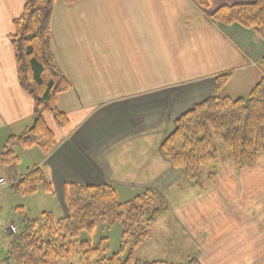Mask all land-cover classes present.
<instances>
[{
	"label": "crops",
	"instance_id": "obj_1",
	"mask_svg": "<svg viewBox=\"0 0 264 264\" xmlns=\"http://www.w3.org/2000/svg\"><path fill=\"white\" fill-rule=\"evenodd\" d=\"M251 2L211 0L207 11L199 10L193 0H79L70 5L62 0L55 2L51 18L52 54L56 67L72 85L69 92L58 97L57 108L67 116L68 126L59 129L50 116H45L56 148L46 156L39 149L33 151L36 156L33 167L42 171L60 204L67 183L111 185L116 192L126 190L130 195L153 188L170 205L177 206L176 209L171 206L170 213H178V206L183 205L186 214L182 217L179 214L183 233L175 225L185 235V243H199L187 221L210 229L224 224L223 235L252 236L256 248L253 246L251 251L259 253L255 259L261 258L264 154L258 156L253 170L235 172L230 153L219 144L217 165L208 169L200 187H193L184 173L174 170L159 153L161 143L175 128L172 123L212 94L217 76L231 73L226 90L220 93L231 99L246 97L248 87L258 82L256 77L261 73L251 65L264 59V44L257 34L237 25H214L207 19L218 7ZM24 4L25 0H0V150L9 137L20 135L34 121L33 100L17 81L10 39L12 22L20 16ZM198 39L205 47H214L200 62ZM102 60L114 61L116 70L120 65L127 68L128 63L130 67L141 66L139 81L131 79L144 86L135 89L136 93L160 94V101L166 99V92L171 93L168 95L171 106L166 114L152 111L150 106L155 108L156 104L144 100L148 95L127 94L97 100L96 91H123L97 81L95 69L101 67ZM183 76L191 78L158 84L159 77L166 80ZM229 90L240 92L234 94ZM160 121L162 125L151 133V126ZM165 123L172 125L167 134ZM207 200L221 206L202 209ZM224 204L226 208L234 204L242 207L231 217L224 214ZM62 208L66 215V209ZM190 235L192 242L186 239ZM200 244L207 247L212 240Z\"/></svg>",
	"mask_w": 264,
	"mask_h": 264
},
{
	"label": "trees",
	"instance_id": "obj_2",
	"mask_svg": "<svg viewBox=\"0 0 264 264\" xmlns=\"http://www.w3.org/2000/svg\"><path fill=\"white\" fill-rule=\"evenodd\" d=\"M56 1L25 0L20 16L13 20L10 39L16 77L20 88L33 100L34 121L20 135L7 139L0 150V167L17 164L13 151L17 146L37 147L44 155L55 149L45 116H50L60 129L68 126L67 116L57 108V99L72 85L56 67L51 49L50 19ZM62 1L70 5L79 0ZM210 1L194 0L202 10H209ZM209 19L215 25H237L253 31L264 43V0L218 7ZM259 67L264 75V59ZM229 77L230 74L217 76L212 95L181 115L160 147L163 158L174 169L181 170L194 187L202 185V169L206 165H217L219 144L230 153L235 172L253 170L258 156L264 154V76L247 97L237 99L219 96ZM9 189L23 197L33 196L39 190L53 193L52 185L39 168L28 170ZM63 195L66 215L60 219L49 212L29 219L24 208L14 209L18 215L17 235L8 244L0 264H168L141 262L134 256V251L150 235V224L169 210L166 199L155 190L137 191L124 204L118 203L111 185L67 183ZM114 223L122 226L123 246H129L124 260L117 254L103 257L107 249L105 239L95 246L89 241L76 245L80 233L91 234L96 226ZM184 264L200 263L193 258Z\"/></svg>",
	"mask_w": 264,
	"mask_h": 264
},
{
	"label": "rangeland",
	"instance_id": "obj_3",
	"mask_svg": "<svg viewBox=\"0 0 264 264\" xmlns=\"http://www.w3.org/2000/svg\"><path fill=\"white\" fill-rule=\"evenodd\" d=\"M193 3L195 4L194 0H193ZM195 6L201 11H207V10L200 9L196 4H195ZM52 14H53V12H52ZM51 18H52V15H51ZM207 19L209 20L210 23H212L209 19V16L207 17ZM50 30H51V19H50ZM50 36H51V34H50ZM196 48H197V53L199 55V57H198L199 62L202 58L206 57V53H208V51H212L214 49V47H212V48L211 47H209V48L205 47V45L201 44V41L199 39H198V44L196 45ZM54 63H55V61H54ZM259 66H260V62L258 63V65H251V67L255 68L254 71L261 73L260 77H259V74H257V77H256V78H258L257 81H259L264 76L263 71L261 70V67H259ZM96 70H97V81L110 84L114 88L123 89V91H113V90L96 91L95 95H96L97 100H99V101L114 99V98L122 97V96L127 95V94L129 96H134V97L140 96V95H148V97L144 98V100L149 101V102H153L154 104H156L155 108H152L154 106H150L152 111H155V113H158L156 111L159 110L160 112L162 111L161 114H166L167 109H169L171 106V102H170L171 96L170 97L168 96L169 94L171 95V93H169V92H166L167 97L165 100L163 98V100H162L163 102L160 101V96H159L160 94H156V93H152V92L151 93H148V92L147 93H136L135 89H139V88L144 87L143 85H140L137 83L139 81V77H137V74L141 73V66L133 64L130 67L129 63H128L127 68L120 65L119 69L116 70L114 61L102 60L101 61V67L100 68L96 67L95 71ZM227 74H230V77L228 78V82H229V79L231 78V73H227ZM189 78H191V77L190 76L166 77V80H165L164 77H159L160 82L158 84H161L165 81H167V83H169V80H178V79L187 80ZM131 79L138 80V81H131ZM228 82L225 84V86L222 88V90L224 88L226 90V88H227L226 85L228 84ZM129 83H131V84L129 85ZM255 85H252L250 87V89L248 87V89L244 93L246 95V97L248 96V94H250V92L252 91V89ZM145 86L149 87V86H151V84L150 85L145 84ZM214 86H215V84H214ZM221 91L219 92L220 97H222V95L220 94ZM229 92H231V90H229ZM235 92H237V93H235ZM238 92H240V91L232 90L231 93L238 94ZM212 93H213V91H212ZM175 95H173V96H175ZM203 101H201V102H203ZM201 102H199L197 104H200ZM164 103L166 105H164ZM175 103H176V100H175ZM183 114H181V115H183ZM151 122L152 123L154 122L152 117H151ZM146 123L149 125L148 119H147ZM157 124H159V125H157ZM160 125H162L161 121L157 122L155 126H151V129H150L151 133H154L155 129ZM172 125L174 126L175 124L172 123ZM172 125L169 126L167 123H165L164 128H166V131H164V134H167L169 132ZM158 132H160V131H158ZM162 143H161V145H162ZM161 145H160V147H161ZM16 149H17V152H14V154H15V157L18 159L17 164L14 166H1L0 167V178L5 183L3 186L0 185V259L5 258V256H6L9 240L14 239V236L17 235V234H14V232H10L9 229H6L8 224H10L14 227L18 224V215L15 212H13L16 207L24 208L29 219L38 218L41 212H49L54 216L55 219H60V218L65 216L64 212H63V208H62V207L65 208L64 195L62 196L63 204H60L57 195L53 196L54 195V189H53V193L51 195L45 194L42 190H39L33 196L23 197V196H18V195L12 194V192L9 189V186L12 183L16 182L17 180H19L20 179L19 177L23 176L28 170L34 168L33 164L36 161V156H35L33 151H38L37 147H35V149L30 150V149H22L19 146H17ZM159 153L161 155L160 150H159ZM161 157L163 158L162 155H161ZM163 159L166 160L165 158H163ZM218 160H219V156H218ZM166 161H168V160H166ZM168 162L170 163L171 167L173 168L171 162L170 161H168ZM30 166H32V167H30ZM210 167H213V165H211V164L206 165L202 169L201 184L204 183L205 178H206V174H207L208 169ZM36 168H38V167H36ZM174 170H177V169H174ZM17 178H19V179H17ZM150 189H153V188H150ZM141 190L142 189H140L138 191H141ZM153 190H155V189H153ZM155 191L158 194L162 195L161 192H159L158 190H155ZM116 195H117V201L119 204L126 203L127 201L131 200V198L134 196V195H130L129 191H126V190L125 191H117ZM166 201H167V199H166ZM167 203H168L169 210L167 212H165L163 215H161L156 221H154L153 223L150 224V235L134 251V256L139 261L148 262V263H150V262H165L168 264H184L187 261L195 258L200 264H264V244H263V248L260 250L261 251L260 255H262L261 258L255 259L254 257L259 255V253L258 252L253 253L251 251L253 249V246H254V239L252 238V236L243 237V236H241V234L240 235H238V234H236V235H223L222 232L224 231V229H222V228H225L224 224H219V225H217V228H214V229H210L209 226H207L205 228H201L199 226H194L192 224V222H189V221L183 219L184 221L188 222L187 227L193 228L192 231L195 234L193 237L195 240H197L199 242V243H194L195 246L191 243H187V242L185 243V235L183 237V235H181L178 232L177 226H178L180 232H182L183 228L181 227V225H182L181 221L182 220H180L181 219L180 215L182 217L184 214H186V211L182 209L183 205H181V206L179 205L178 206V213H175V212L170 213L171 206H173L174 209H176L177 206L173 205V204L170 205V203L168 201H167ZM191 203H193V201ZM194 204H191V207ZM188 206H190V205H187V207ZM216 206H218V208H219L221 206V203H212L210 200H207L201 207H202V209L207 210V209H210V208H213ZM226 206H227L226 204L223 205V208L225 210L224 214H228L230 216L235 212H238V211L240 212L241 207H242L241 205H240V207L239 206L237 207V205H235V204L231 205V206L228 205V208H226ZM246 207H247V209H249L248 205H246ZM239 208H240V210H239ZM169 213H170L169 217H171V219L168 218ZM215 214L217 216H222V215H219L217 212ZM201 215H203V212H201ZM231 217H234V216H231ZM221 221L223 222V220H221ZM122 230H123L122 226L119 223H114V224H110V225L109 224H102V225L96 226L95 229L91 232V234H87L84 232L80 233L79 236L75 239L76 245H78V243H80L82 241H89L92 246H95L96 244H98L100 242V240L105 239L106 240L105 244H106L107 249L102 254L103 257H105V258L109 257L110 258L112 255L117 254V256L119 257L120 260H124L129 253V246L128 245L123 246V243H122L123 241L121 239ZM8 233H9V235H8ZM204 233L206 234V236L202 237L203 235H205ZM10 234H14V236L13 235L10 236ZM192 235L187 236L186 239H189L192 242V239H191ZM211 240H212V244L208 245L207 247H206V245L204 246L203 244H200L202 242L204 243L205 241L211 242ZM244 241H245V243H244ZM122 246H123V248H122ZM197 246L200 247V250L196 249ZM255 248L256 247L254 246V249ZM258 250H259V248H258Z\"/></svg>",
	"mask_w": 264,
	"mask_h": 264
},
{
	"label": "built area",
	"instance_id": "obj_4",
	"mask_svg": "<svg viewBox=\"0 0 264 264\" xmlns=\"http://www.w3.org/2000/svg\"><path fill=\"white\" fill-rule=\"evenodd\" d=\"M5 183L2 179H0V185L3 186ZM9 231L15 233V228L13 226H9Z\"/></svg>",
	"mask_w": 264,
	"mask_h": 264
}]
</instances>
